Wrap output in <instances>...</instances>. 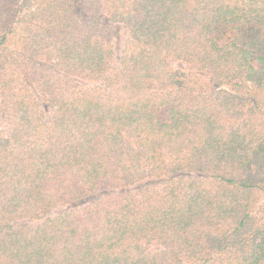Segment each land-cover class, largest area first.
I'll list each match as a JSON object with an SVG mask.
<instances>
[{
    "label": "trees",
    "instance_id": "trees-1",
    "mask_svg": "<svg viewBox=\"0 0 264 264\" xmlns=\"http://www.w3.org/2000/svg\"><path fill=\"white\" fill-rule=\"evenodd\" d=\"M0 264H264V0H0Z\"/></svg>",
    "mask_w": 264,
    "mask_h": 264
}]
</instances>
